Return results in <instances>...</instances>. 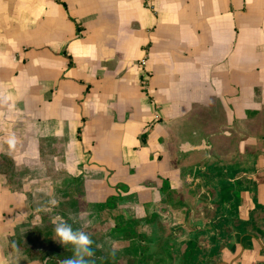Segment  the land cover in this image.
<instances>
[{
    "label": "crops",
    "instance_id": "crops-1",
    "mask_svg": "<svg viewBox=\"0 0 264 264\" xmlns=\"http://www.w3.org/2000/svg\"><path fill=\"white\" fill-rule=\"evenodd\" d=\"M57 179L91 264H264V0H0V264L73 255Z\"/></svg>",
    "mask_w": 264,
    "mask_h": 264
},
{
    "label": "rangeland",
    "instance_id": "rangeland-1",
    "mask_svg": "<svg viewBox=\"0 0 264 264\" xmlns=\"http://www.w3.org/2000/svg\"><path fill=\"white\" fill-rule=\"evenodd\" d=\"M207 124V123H206ZM206 124L205 123H203V121L202 120H200V119H191V120H188V121H186V122H184V124L181 126V129H182V135H184V136H191L190 134H191V130H194V129H197V130H203V129H205V127H206ZM193 155H196L195 153L193 154ZM187 157H189V156H187ZM187 157H185L183 160H182V162H184V161H186V159H189V158H187ZM60 166H55V170L57 171V169L59 168ZM18 169H19V167H18ZM20 170V169H19ZM40 170L41 171H45V173H46V170H48L47 172L48 173H50V174H53L54 173V171H52V168H51V166H48V167H46V166H44V167H40ZM56 173V172H55ZM56 178H58V177H56ZM62 178V177H61ZM70 184V183H69ZM54 185H55V187H56V190H57V192H61V194L62 193H64V196L66 195V197L68 196L69 198L68 199H66V200H64V199H62V195L61 194H59V196H55V199L58 201V204L57 205H55V207H56V212L55 213H58V211H60L61 209H60V207H61V205H63V204H65L66 206H67V209H66V211L65 212H68V213H70V216H68V217H70L69 219H70V221L73 223V224H76V226H75V229H79L80 230V226H81V224L82 225H84L85 227L86 226H88V223L90 224V223H92V222H94L95 221V218L94 219H92L91 218V214L89 213V211L83 206H79L78 205V201H80V200H82V199H80V198H78V195H79V188H78V186H77V183H71L70 184V187H67V189H66V186L68 185V184H66L64 181H62L61 179H57V180H55V182H54ZM68 191L70 192V194H67L68 193ZM40 200H42L41 198H40ZM68 200H69V202H68ZM108 202H109V204H110V201L108 200ZM41 206L43 205H46V202L44 201V200H42V201H40V203H39ZM67 213V214H68ZM81 213H85L86 215H84L83 217H81ZM67 214L65 215V217L64 218H67ZM113 215L115 216V217H117V218H120L122 221L123 220H125V215L124 214H122V212H117V213H113ZM68 219V218H67ZM36 223H40V221L39 220H36ZM48 223V224H47ZM50 224V221H47L46 222V224H43V227L42 228H44V229H47L46 227V225H49ZM100 226H101V224H99ZM79 226V227H78ZM125 226H127V225H125ZM125 228V227H124ZM88 229V228H87ZM130 231V233H131V229L129 230ZM128 231V232H129ZM137 232H138V230H136ZM44 232V231H43ZM92 232H94V231H92ZM128 232L126 231V237H128V238H131L132 236H130L129 234H128ZM45 234L43 235V237H44V241H48L49 243H50V245H48L50 248H54V247H56L57 246V244L59 243L60 244V242L58 241V243H56L55 242V238H54V236H53V234L51 233V231H47L46 230V232H44ZM30 234V233H29ZM28 235V234H27ZM128 235V236H127ZM93 236V235H92ZM98 236V235H97ZM110 236V235H109ZM119 236V234L118 235H116V231H115V234H111V236L110 237H113V238H117ZM96 237V236H95ZM121 237H124V236H121ZM116 242H118V241H116ZM120 244V246L121 245H123L124 244V247H125V252H123V254L122 255H116V258H117V260H118V263L117 262H115V261H113V263L114 264H131L130 262H131V259H130V257L131 256H133L132 255V252H130V249H128L129 248V245H131V241L129 240V239H124L122 242H119ZM61 246H63L62 244H60ZM62 248V247H61ZM69 248L71 249V246H69ZM103 249H101V247H98V246H96V247H94L93 246V249H94V252L96 253V254H100V255H108V253L109 252H111V250H112V246H104V247H102ZM116 250V249H115ZM69 251H71V250H69ZM67 252V254H70V256H72V252ZM132 251V250H131ZM131 254H130V253ZM50 254H54V253H50ZM61 254H63V253H61ZM61 254H59V255H55V257L56 256H58V258L59 259H61V257H62V255ZM126 257V258H125ZM63 258V257H62ZM89 259V258H88ZM89 261H90V259H89ZM50 261L48 260L47 262H46V264H48ZM101 262V264H111L112 262H108V257H105L104 256V258H102V260L100 261ZM90 264H91V261H90Z\"/></svg>",
    "mask_w": 264,
    "mask_h": 264
},
{
    "label": "clouds",
    "instance_id": "clouds-1",
    "mask_svg": "<svg viewBox=\"0 0 264 264\" xmlns=\"http://www.w3.org/2000/svg\"><path fill=\"white\" fill-rule=\"evenodd\" d=\"M50 204L55 206L58 201L53 198L50 200ZM80 215L83 217L86 214L81 213ZM51 223L54 225L56 241L62 245L71 246L73 251V255L65 258L62 264H90L88 258L94 255V241L90 235L83 230L74 229L72 224L60 215L54 216ZM17 264H19L18 261Z\"/></svg>",
    "mask_w": 264,
    "mask_h": 264
},
{
    "label": "trees",
    "instance_id": "trees-1",
    "mask_svg": "<svg viewBox=\"0 0 264 264\" xmlns=\"http://www.w3.org/2000/svg\"><path fill=\"white\" fill-rule=\"evenodd\" d=\"M40 256H42V255L40 254ZM41 259L43 260V259H44V256H43V257H41Z\"/></svg>",
    "mask_w": 264,
    "mask_h": 264
}]
</instances>
